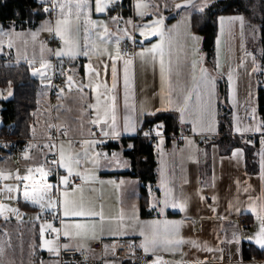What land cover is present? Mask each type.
Segmentation results:
<instances>
[{"label": "crops", "instance_id": "1", "mask_svg": "<svg viewBox=\"0 0 264 264\" xmlns=\"http://www.w3.org/2000/svg\"><path fill=\"white\" fill-rule=\"evenodd\" d=\"M122 0H118L120 2ZM197 1V2H196ZM203 0H195V4ZM92 4L91 19L92 20H103L107 23L110 32L115 33L117 31V25L113 23L110 19L112 16H116L118 13L109 6V10L105 13H96L94 3L95 0H90ZM142 3L149 5H159V8L148 7L144 11L148 12L149 15L145 16L143 19L139 17L138 24L149 23L151 20L158 18V16L164 17L165 29H172L174 25L179 23V27L173 32V43H172V61L173 67L175 69L177 63L180 64V71L182 76L177 79L173 75L170 79L167 74L165 80L162 82L160 74L159 57L157 55L156 61L153 63L143 62L139 57L133 58V64L130 66L129 72L131 77V87L129 91L128 104L129 108H125L124 102V89H123V60L117 62L118 69L120 71V81L118 84V89L116 92V130L121 134L118 138L104 137L101 132L102 128L104 131H111L109 124L111 123V117L109 116L108 124L93 125L91 120L96 116V110L89 108L88 105L95 104L96 92L92 89L85 88L83 92L77 90L73 87L69 90L65 86L64 92H59L56 95L54 103H57V115L60 120L56 117L55 111L54 118L51 126L54 122L59 124H64L67 126V131L70 129L72 135L61 141H74L76 144L73 148H80L88 150L89 157H82L81 161L85 162L86 159L90 157L95 152L107 153L109 158L112 153H118L123 161H127V166H121L117 168L114 164H110L106 160H101V166L96 170L95 176L96 180H91L84 184L83 191L87 192L93 191L95 187L100 191L101 183L100 181H116L119 183L121 180L124 184L119 188L114 186V199L110 196V191L104 196L105 201L103 210L105 216L107 217H118L120 212L125 213V223H127V216L131 214L132 206L135 205L138 209L139 219L142 221L152 220L159 218L156 212H150L148 205L147 210L150 212L149 215L141 214V192H140V181L137 177L132 174H127L128 171L133 169V164L131 158L126 155L125 148L120 146L118 148H107L103 150L100 146L99 141L103 140V143L107 144L109 141L116 142L117 144L122 143L124 139H131L136 136L137 132L143 126L145 117L147 114L141 115L140 109L144 108L146 112L155 111V109L161 107H168L167 101L164 104L161 103V97H165L170 91L173 92V100H175V91L178 87H183L187 91L191 92L190 105L193 110H195L198 104H205L209 102V94L211 93V105L212 112L214 115L208 117L209 125L213 130H208L205 128L201 130L200 127H196L193 130V115H187L184 122L180 121V114L176 110L160 111L162 112H172L178 116L180 130L179 133H186L182 142H177L175 139L162 138L158 142V148L156 152V183L154 186H149L151 192L155 194L156 197H162V191L159 189V184L161 180V173L163 171L164 175L169 181V187L173 188L175 195L179 196L181 191L188 197V204L186 212H180L179 209H167L165 215L167 219L170 220H184V225L181 228V235L186 239H193L200 243L201 249L190 245H183L182 252L187 253V256L182 257L178 252L176 254H171L158 250L156 255H161L163 257L171 258L172 261H180L181 259L186 260L191 264L194 259L204 260H219L224 254H232L237 252V249L241 250L242 242H248L253 245L254 242H249L247 239H240L239 244L233 242L228 243L229 240L233 239V233L236 232L239 235L242 234L244 237L253 234L258 227V221L256 220L255 214L252 212L251 207L248 204V197L252 196L253 200L256 201L257 197L264 196V180L261 179V169L260 162L261 157L259 153L262 150L261 143L257 144L255 147L257 156V171L253 173L247 172L246 165V151L243 147L237 146L232 149L230 153H224L222 146L218 142V138L221 136L218 130V113L220 109V92H219V79L223 76L227 81V98L228 104L232 111V137H245L252 133L247 132L241 135L234 131V125L237 123L239 118V123L241 127H245L251 124L260 123L262 118L259 114L258 108V78H257V56L254 53V47L250 45L248 39L247 22L244 18L243 32L241 33V27L239 21H236L229 25L225 22L224 30L221 31L219 20H218V33L216 37V57L214 63H209L206 59V55L202 51V38L192 27V13L195 12L192 9H175L174 5L181 4L184 0H141ZM136 0L134 1V4ZM167 4L168 7L165 8L164 5ZM134 14V5L132 7ZM191 14L190 26L184 20ZM224 17L230 16H243L241 14H222L219 15ZM45 17L37 22L34 26L20 29L16 26L11 27H0L4 31H13L12 35V49L14 52L13 58L10 59L14 63L27 62L28 60H35V63H39L41 58L48 60L52 58L55 50L63 49L65 46L63 42L55 48L52 49L43 42V38L53 33L47 31H40L39 40H33L30 32L38 31L41 24L45 21H52L55 24V20ZM130 18V17H129ZM127 18V20L129 19ZM83 24V19H82ZM116 26L114 31L110 30V26ZM127 28L129 33H133L137 41L142 40L139 31L133 29L132 25H125L123 28ZM15 33H20L21 35H15ZM122 35V33H118ZM199 37V41H194L191 39V35ZM260 34L258 29L253 30V35L255 38V43L259 44ZM22 37H25L23 39ZM219 38V43L217 40ZM90 41L94 40V34L89 38ZM151 43H158L160 41L159 36L150 37ZM45 44H43V43ZM43 45H42V44ZM80 43H84V33L83 30L80 35ZM97 43H99L97 41ZM8 46V38H3V47L0 50V56H3V49ZM145 47H150V44L145 42ZM105 45L101 44L100 48L103 49ZM43 48V51H42ZM110 52L115 54V44L112 43L108 45ZM51 50V51H49ZM165 50H168V44L165 42ZM250 54V55H247ZM91 60L94 63L97 61V52H90ZM255 57V64H253L252 57ZM27 57V59H25ZM61 58H66L71 61V67L69 70V75H74L76 84L81 81L83 83L88 82V77L85 76L84 65L89 63L88 58L79 56L76 59H70L68 56H63ZM104 63L110 64L107 56L103 57ZM166 64L168 56L165 57ZM198 61L195 69L196 80L192 79L193 70L191 67V61ZM219 63L220 67L217 68L216 65ZM40 63L37 65V67ZM256 68V71H253ZM201 69L207 71L210 80L207 84H201ZM229 69L233 72V78L231 81V86L228 80ZM110 71V69H109ZM214 81V87L212 84ZM107 82L110 86L111 78L110 75L107 77ZM43 91L40 94V106L42 108L46 101L49 99L48 88L41 85ZM2 89V88H0ZM103 92V89L100 90ZM199 97V100H198ZM2 99V98H1ZM103 101V97L101 98ZM50 100V99H49ZM88 102V104H86ZM51 104L53 102H50ZM79 106V109L76 107ZM135 106L133 108L132 106ZM252 107L256 108V118L255 120L251 117ZM39 111V110H38ZM156 113V114H157ZM53 115V114H52ZM38 116V113H37ZM36 120L33 125V129L38 120ZM131 118V122L136 124V132H124L123 127L125 123V117ZM50 126V128H51ZM211 135L208 142L199 141L195 136ZM97 141L91 148L83 141ZM60 141V142H61ZM162 141V142H161ZM131 142H128L129 146ZM67 152H75L64 145ZM243 149V155L239 157H233L232 152L237 149ZM12 162L11 160H8ZM92 165H81L80 171L85 168L91 169ZM62 175L66 174V170L61 168ZM237 181L240 182L239 193ZM82 183V182H81ZM77 183V184H81ZM111 185V184H110ZM113 185V184H112ZM105 186V185H104ZM248 192H244L243 189L249 187ZM202 190V191H201ZM84 193V192H83ZM109 194V197L107 195ZM201 196L205 199H201ZM215 196L217 199L214 202L212 197ZM237 196H239V203L237 202ZM107 197V198H106ZM102 200V199H101ZM232 202L234 208L231 212L228 211L229 202ZM212 208L216 211L213 212ZM239 209L237 211L236 209ZM246 216L248 220V226L242 230L238 228L237 219ZM224 217V219H221ZM115 223H113V227ZM40 238V249L46 251L43 247V240L41 236V226L37 225ZM131 232V229H129ZM135 239L141 243L143 237H141L137 231L136 234L124 236V237H112L106 232L103 235L97 234L96 239L91 238H66L65 243L71 244V247H77L78 245H83V249L88 250L90 253L96 255H107L110 253L109 250L105 249V245H109L114 241H119L123 239ZM47 240V239H45ZM54 241V246L57 245V239H52ZM205 242L208 247L214 249V251L203 250ZM256 246V245H255ZM258 247V246H257ZM259 248V247H258ZM215 249H222V251H217ZM47 252V251H46ZM151 254V253H150ZM240 254V251H239ZM51 253L47 252L44 258H41L38 263L43 260H47L46 264L51 260Z\"/></svg>", "mask_w": 264, "mask_h": 264}, {"label": "snow or ice", "instance_id": "2", "mask_svg": "<svg viewBox=\"0 0 264 264\" xmlns=\"http://www.w3.org/2000/svg\"><path fill=\"white\" fill-rule=\"evenodd\" d=\"M118 0H95L94 7L96 13H105L109 10V6H112L111 10H115V5ZM43 3L47 6L42 5V10L44 13L51 15L58 10V18L55 20V24H52V21H45L41 24V27L38 31H47L53 33L54 37H58L64 44L63 49H57L54 52L56 57L68 56L70 59H76L79 56L88 58L89 63L84 65L85 76L88 77V82L85 84L81 81L79 84H76L74 75H67L65 80L66 87L71 90L73 87H76L78 91L83 92L85 88L92 89L96 92L95 104L88 105L89 108L96 110V116L91 120L93 125L108 124L109 116L111 117V123L108 125L111 131H104L102 128L101 134L104 137L111 136L112 138H118L120 132L116 130V92L118 89V84L120 81V71L117 66V62L123 60V89H124V102L125 108H129L128 97L131 87V77H130V66L133 64L132 57H125L121 55V44L126 39L131 43L133 47L137 44L140 45L139 52H133V57H139L143 62H155L157 55L159 57L160 65V74L162 82L165 80L166 74L170 79L173 75L179 78L182 76L180 71V64L177 63L175 69L173 67L172 61V43H173V32L179 27V23L174 25L172 29H165L164 26V17L158 16V18L151 20L149 23L144 24H135L131 18L127 21L123 20V17L119 14L116 16L110 17L111 21L117 25V31L115 33L110 32L107 26V23L103 20H92L91 10L92 4L90 0H43ZM215 3V0H203L200 5L195 4V0H184L181 4L174 5L175 9H192L197 13H204L206 9L212 7ZM148 7L159 8V5H149L142 3L141 0H136L134 4L135 13L138 17L143 19L145 16L149 15L148 12L144 9ZM165 8L168 7L167 4L164 5ZM83 19V24H82ZM184 20L190 26L191 23V14L184 18ZM221 31L224 30L225 22L229 25L239 21L241 27V33L243 32L244 27V17L243 16H230L218 17ZM132 25L133 29L139 31L140 37L142 40L137 41L133 33H129L127 28H121V24ZM83 30L84 33V43H80V35ZM122 33V35L118 34ZM37 32L31 33L33 40L37 37ZM94 34V40L90 41V37ZM12 35L13 31H4L0 28V50L3 47V38H8V46L12 47ZM15 35H21L20 33H15ZM191 35V34H189ZM159 36L160 41L158 43H151L150 37ZM191 39L194 41H199V37L191 35ZM97 41L99 43H97ZM147 42L150 44V47H145L144 44ZM165 42L168 44V50H165ZM115 44V54L109 51L108 45ZM219 43V38L217 40ZM103 44L105 47L100 48V45ZM43 51V48H42ZM51 51V50H49ZM90 52H97V61L95 66L91 60ZM107 56L110 64L104 63L103 57ZM168 56L167 64L165 57ZM250 55V54H247ZM27 59V57H25ZM253 64H255V57H252ZM40 66L35 67V60H28V65L31 71L32 76H39L43 82L46 79V73L49 68L52 67L51 61L41 58ZM198 61H191V67L193 70L192 79L195 81V69ZM217 68L220 67L219 63L216 65ZM110 69V71H109ZM256 68H253V71H256ZM201 84H207L210 80V77L207 74L205 69H201ZM61 75H64L63 68L61 69ZM110 75L111 84L109 86L107 82V77ZM233 78V72L231 69L228 71V80L231 86V81ZM214 87V81H212ZM11 86V82H9ZM103 89V92L100 90ZM64 88H60V92H64ZM9 96L12 93L9 91ZM209 102L207 105L198 104L193 110L190 105L191 92L187 91L183 87H178L175 91V100H173V92L170 88L169 93L165 97L162 95L161 103L164 104L165 100L167 101L168 107H161L155 109L152 112H146L144 108L140 109L141 115H151L155 116L157 112L160 111H169L176 110L179 112L180 121L183 123L187 115H193V130L195 131L196 127H200L201 130L208 128V130H213L209 125L208 117L214 115L212 112L211 105V93L209 94ZM103 97V101L102 98ZM7 98V97H4ZM199 100V97H198ZM135 108V106H132ZM251 117L253 120L256 118V108L252 107ZM237 123L234 125V131L243 135L247 132L260 133L261 136V146L262 150L259 153L261 157L260 169H261V179L264 180V121L260 123L251 124L245 127H241L239 118ZM55 127V125L51 126ZM163 128V124H156L155 129L149 128L148 131H144L143 135L145 137H150L152 132L155 130L156 136H161L160 129ZM136 124L131 122V118L126 116L125 123L123 127L124 132H136ZM34 131V129H33ZM66 135V131L63 133ZM162 142V141H161ZM69 148H71L72 142L67 141ZM84 144H87L91 148L97 141H83ZM103 143V140L99 141ZM246 143H252L251 140L246 141ZM65 142L61 141L57 145L51 137L49 138V143L44 145V147L49 149V152L53 150L58 151V160L53 159L52 161H47L45 156V164H41L35 168L28 167L26 169V174L21 175L19 172L15 174L16 184H5L3 189H0V198H12L14 193L22 191L23 199L25 202H31L36 204L42 211L48 212L51 214L53 221L59 220L61 225L60 228L55 227L54 223L46 222L41 226V235L43 236L45 229H50L52 233L56 234L57 239H59L62 234L64 237L72 238H91L96 239L97 234L103 235L105 232L112 237H124L130 234L134 235L139 233L143 237L139 245L130 244L126 245L130 250L135 248H141L145 254H153L155 259L150 262V264H189L184 259L180 261H166L162 256L156 255L158 250L168 252L171 254L180 253L182 257L187 256V253L182 252L183 245H190L197 250L201 249V245L198 241L193 239H186L181 235V228L184 225V220H170L166 218V211L169 208L179 209L180 212H186L188 197L185 196L183 191L180 195L177 196L174 193L173 188L169 187V181L164 175L163 171L161 173V180L159 184V189L162 191V197H156L154 193L151 192L149 187L150 199L147 201V205L150 212H156L159 218L142 221L139 219L138 209L135 205L132 206L131 214L127 216V223H125V213L120 212L118 217H106L103 206L101 205L99 210L90 202L86 201L83 196L84 184L96 180L95 176L96 170L101 166V160H106L110 164H114L117 168L121 166H127V161H123L118 153H112L109 158L107 153L95 152L86 160V163L92 165L91 169L85 168L83 171H80L81 167V158L89 157L88 150L84 152H67L65 149ZM3 147H8V145H0ZM32 147L29 144L23 151V156L28 158L29 150ZM132 145H129L131 148ZM56 154L55 152L53 153ZM243 155V149L237 148L232 152L233 157H239ZM51 163L54 167L46 169V164ZM63 168L66 170L65 175H60L59 170ZM34 173H39L40 179L36 180ZM55 174L56 183H49L48 177ZM13 174L8 173L5 175L3 172H0V179L7 180L12 179ZM80 179L81 184H75V180ZM100 183H105L100 181ZM107 183L115 185L119 188L124 184V181L121 180L119 183L116 181H107ZM238 185V193L240 191L239 185L240 182H236ZM22 186V188H21ZM249 187L243 189L244 192L249 191ZM202 191V190H201ZM79 193V196L77 195ZM201 199L205 197L201 196ZM213 201H216V197H212ZM237 202L239 203V196H237ZM248 204L251 207L252 212L256 216L258 221L257 230L246 237L242 234L239 235L236 232L233 233V239L229 240L228 243H237L239 244L240 239H247L249 242H254L259 249L264 250V196L257 197L256 201L253 200L252 196L248 197ZM234 206L232 202H229L228 211L231 212ZM239 211V209H236ZM5 211L12 213L18 212V209L11 208L8 205L0 203V215ZM212 211L215 212L216 209L212 208ZM7 219V217H5ZM39 219V216H37ZM224 219V217H221ZM113 223L115 226L113 227ZM131 229V232L129 231ZM54 241L44 240L43 244L45 247L53 244ZM71 244H65L63 247L65 249L70 248ZM83 245H78L77 250H82ZM109 246L105 245L107 249ZM119 247L117 244H112L111 248L113 251ZM50 252H55L59 254V246L48 247ZM203 250L214 251L213 248L208 247L206 242ZM217 251H222V249H215ZM239 248L237 252L239 253ZM191 264H206L204 261H200L198 258L191 261ZM237 264H244L243 258L237 261Z\"/></svg>", "mask_w": 264, "mask_h": 264}, {"label": "trees", "instance_id": "3", "mask_svg": "<svg viewBox=\"0 0 264 264\" xmlns=\"http://www.w3.org/2000/svg\"><path fill=\"white\" fill-rule=\"evenodd\" d=\"M222 14H241L246 22L251 21L258 26L260 32V47L254 49L257 56L258 78V108L264 121V0H215L211 8L204 13H192V27L201 35L202 51L209 63H214L216 57V37L218 33V16ZM47 17L43 12L39 0H0V27L16 26L26 29L34 26L41 19ZM11 82V86H9ZM220 109L218 113V130L221 136L218 142L224 153H230L234 147L241 146L246 151L247 172L257 171L256 145L246 143L245 137H232V111L227 98V81L222 76L219 79ZM0 88H11L12 95L7 99H0V116L3 124L16 123V132L22 136L33 134V125L40 106V94L43 91L40 79L32 76L27 62L14 63L10 59L0 56ZM161 122L167 133H179L178 116L172 112L157 113L155 116L145 117L143 127ZM128 142L132 147L129 148ZM108 148L123 146L133 164L132 174L140 181L141 214L149 215L147 201L150 199L149 186L156 183V152L152 148V141L146 138L133 137L124 139L120 144L109 141ZM1 220V219H0ZM38 229V227H37ZM36 229V230H37ZM36 231L35 260L39 261L47 254L40 249V238ZM240 254L243 259L262 258L264 250L257 246L242 242Z\"/></svg>", "mask_w": 264, "mask_h": 264}, {"label": "built area", "instance_id": "4", "mask_svg": "<svg viewBox=\"0 0 264 264\" xmlns=\"http://www.w3.org/2000/svg\"><path fill=\"white\" fill-rule=\"evenodd\" d=\"M135 0H122L117 2L115 5V10L119 15L123 17L124 21H127V18H131L135 24H138L139 17L134 14L133 12V5ZM40 6H47L43 3V0H39ZM46 14V13H45ZM46 16L54 20L57 16V12L52 13L51 15L46 14ZM126 24H121L120 27L123 28ZM116 26H110V30L114 31ZM43 42L55 49L60 43L61 40L58 37H54V34L45 36L43 38ZM140 45L137 44L135 47L131 45L129 41L126 39L121 44V55L125 57H133V52H139ZM14 55L12 47L6 46L3 49V56L6 59H12ZM51 61L52 67L47 70L46 79L41 81V85L48 88L49 92V99L50 102H53L56 98V95L60 92V88H65V80L67 75H69V70L71 67V61L66 58L56 57L53 56L52 58L48 59ZM39 63H35V67H37ZM40 66V65H39ZM38 66V67H39ZM63 68L64 75H61V69ZM88 104V102H86ZM156 124H162L161 122L154 123L150 126L141 127L140 130L137 132L135 137L146 138L152 141V148L156 150L158 148V142L162 138H173L177 142H182L184 137L187 135L186 133H167L165 131L164 125L163 128L160 129L161 136H156L155 130L152 132L150 137H145L143 135L144 131H148L149 128L155 129ZM53 125L55 127H51L48 131L47 135L44 136H22L20 133L16 132V123L11 122L9 124L0 123V145H8V147L0 146V172H3L5 175L8 173L13 174V178L9 181H5L0 179V189H3L5 184H16L15 174L14 171L17 170L19 174L24 175L26 174V169L28 167H37L41 164H45V156L47 157V161H52L53 159L58 160V151L53 150V152H49V149L44 147V145L49 143V138L59 144V142L63 139L67 138V134L64 135L63 133L66 131L67 133V126L64 124H59L54 122ZM52 125V126H53ZM197 140L208 142L214 136L211 135H204V136H196ZM247 140H251L253 145H257L260 143L261 136L260 133H250L246 136ZM31 144L32 147L29 150L28 158L23 156V151L25 148ZM100 146L103 150H107V146L105 143H100ZM56 153L55 155L53 153ZM38 156L39 163L34 164L33 160ZM4 160H11L12 162H17V165L10 169H5L2 165ZM29 161V162H27ZM24 162H27L28 166H23ZM34 164V165H33ZM54 167L51 163L46 164V169ZM24 170L25 172H21ZM59 174L62 175V170H59ZM35 179L39 180L40 175L39 173H34ZM49 183H56L55 174L50 175L48 177ZM80 179L75 180V184L81 183ZM22 188V186H21ZM0 203L8 205L11 208L18 209V212L12 213L9 211H5L0 217L2 218H11L17 220H28L33 223H36L39 226H42L46 222L54 223L55 227L60 228L61 225L59 220L53 221L51 214L48 212L42 211L38 205L32 204L31 202H25L23 199L22 191L14 193L12 198H0ZM39 216V219H37ZM238 224L240 226V230L248 225L247 217L243 216L238 218ZM42 236V235H41ZM43 239H57L56 234L52 233L50 229H45L44 234L42 236ZM66 237L62 234L60 235L59 239H57V245L59 246V254L57 255L55 252L51 253V260L48 264H150L152 260L155 259L153 254H145L141 248H135L130 250L126 245L136 244L139 245V242L135 239H123L119 241H114L110 243L106 250H109L110 253L107 255H96L90 253L86 249L77 250V247H70L65 249L63 245H65ZM112 244H117V247L114 251L111 248ZM56 245V246H57ZM54 246V247H56ZM161 256V255H159ZM163 257V256H162ZM166 261H172L171 258L163 257ZM241 259V255L238 252H234L232 254H224L223 257L219 260H204L206 264H237V261ZM244 264H264V259L262 258H250V259H243Z\"/></svg>", "mask_w": 264, "mask_h": 264}, {"label": "rangeland", "instance_id": "5", "mask_svg": "<svg viewBox=\"0 0 264 264\" xmlns=\"http://www.w3.org/2000/svg\"><path fill=\"white\" fill-rule=\"evenodd\" d=\"M197 4L200 5V1ZM246 24H247L246 27L248 30L249 43L255 49H258L260 47V44L255 43V41H254L255 38L253 35V30L255 28L258 29V26L256 24L252 23L251 21H248ZM30 32H32V33L37 32L38 34H37V37L35 40H39L40 31L31 30ZM258 36H260V34ZM22 38L25 39V37H22ZM9 91L11 92V88L0 89V99L1 98L2 99L9 98L10 97L8 95ZM4 97H7V98H4ZM54 101L51 104L50 100L48 99L46 101V103L44 104V106L42 108H39L38 116H37L38 120L35 124L33 135L44 136V135L48 134V131L50 129L52 121L55 118L53 110L55 111L56 117L60 120V117L56 114L57 113V111H56L57 110V103H54ZM76 107H77V105H76ZM77 108L79 109V106ZM57 118H55V119L57 120ZM1 122H2V119L0 116V123ZM71 135H72V133L69 129L67 131V138L70 137ZM64 142L66 145H68L67 141H64ZM75 144L76 143L74 141H72L70 149H72L75 152H80V153L85 151L84 148L83 149L73 148V145H75ZM68 147H69V145H68ZM39 161L40 160H38V156H37L33 160V163L36 164V163H39ZM27 162H29V161H27ZM27 162H24L23 166H28V165H26V164H28ZM87 164H90V163H86V161L85 162L81 161V165H87ZM2 165L5 169H10V168L14 167L15 165H17V162H9L8 160H4V162H2ZM21 172L23 173L25 171L22 170ZM13 173L16 174L17 170L14 171ZM9 180L10 179H7L5 181H9ZM107 181H109V180H105L104 181L105 183H101L102 188L100 189V191L98 190L97 187H95L93 189V191H90V192H87L88 190H86V189H85V191H83L84 192L83 196H84L85 200L90 201L97 208V210H99L100 206L104 204V201H105L104 196L109 191H110L111 198L114 199L115 194L112 191H113V188L115 185H112V184L110 185V183H107ZM77 195L79 196V193ZM107 197H109V194L107 195ZM0 219H1L0 220V264H46L47 260H43L40 263H38V261L35 260L36 259L35 258V241H36V236H37L36 231L38 230L36 223H33L31 221H28V220H17V219H11V218L5 219V218L0 217ZM247 223H248V221H247ZM237 224H238V221H237ZM246 227H244V228H246ZM238 228H240L239 224H238ZM38 238H39V232H38ZM42 240L44 241L45 239L42 238ZM47 240L51 241L52 238L47 239ZM42 245L47 251H49L48 247H54V244H50V245H48V247H45L44 244H42Z\"/></svg>", "mask_w": 264, "mask_h": 264}]
</instances>
